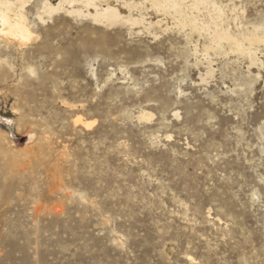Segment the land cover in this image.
I'll return each mask as SVG.
<instances>
[{"label": "rangeland", "instance_id": "1", "mask_svg": "<svg viewBox=\"0 0 264 264\" xmlns=\"http://www.w3.org/2000/svg\"><path fill=\"white\" fill-rule=\"evenodd\" d=\"M8 1L0 264H264V0Z\"/></svg>", "mask_w": 264, "mask_h": 264}, {"label": "bare ground", "instance_id": "2", "mask_svg": "<svg viewBox=\"0 0 264 264\" xmlns=\"http://www.w3.org/2000/svg\"><path fill=\"white\" fill-rule=\"evenodd\" d=\"M175 1L174 0H166V1L164 0L163 1L164 3L159 2L161 4L160 5L158 4V6H161L162 8L175 7V6L178 5V3L175 2ZM9 5H10V1H8V0H0V20L7 26V32L16 33V34H20L21 33L20 35H22V34L26 35V31H25L26 28H25V25L23 24L22 19H18L17 18L18 20L16 19L17 21L15 23H13V24L11 23L12 21L11 22L9 21L8 14H7V8L9 7ZM55 9H57V7H53L52 4H50V3H45L43 5V10H46L47 12H52ZM93 16L96 17V18H106L107 20L108 19H115L116 17H119V16L116 15L115 10L111 6H107L106 8H104L103 10H100V11L98 9H95V12H94ZM214 32H216V31H214ZM214 39L217 42V40H222V39H226L227 40L229 38H228L227 34L224 33V32L223 33L222 32L221 33L220 32H218V33L216 32ZM236 46L238 48L241 47L238 44ZM81 122L83 124L87 125L86 122H83V121H81Z\"/></svg>", "mask_w": 264, "mask_h": 264}]
</instances>
